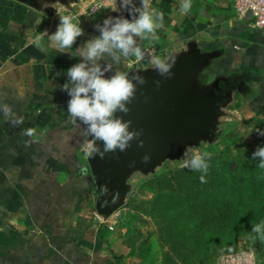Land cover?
<instances>
[{"label": "crops", "instance_id": "crops-1", "mask_svg": "<svg viewBox=\"0 0 264 264\" xmlns=\"http://www.w3.org/2000/svg\"><path fill=\"white\" fill-rule=\"evenodd\" d=\"M93 3L101 5L99 13L78 20L84 35L74 49L98 36L96 26L105 19L132 18L120 0H86L73 7ZM134 3L140 6V0ZM151 4L163 12V27L158 39L141 40L140 47L156 46L157 57L166 61L194 51L207 56L190 90L208 95L216 82L236 83L218 111L238 93L264 118V33L252 27V17L238 18L229 0H193L188 14H181L180 0ZM56 9L68 11L58 0L39 5L0 0V105L11 109L7 117L0 113V264H116V256H123L122 264H140L141 258L125 261L130 249L115 217L105 219L93 209L99 190L87 165L82 167L80 149L90 137L70 118V97L60 87L80 58L32 43L34 33L56 31ZM38 18L43 22L37 26ZM131 58H122L113 70L128 72ZM152 67L148 63L139 71L157 72ZM26 129L34 134H24Z\"/></svg>", "mask_w": 264, "mask_h": 264}, {"label": "rangeland", "instance_id": "rangeland-1", "mask_svg": "<svg viewBox=\"0 0 264 264\" xmlns=\"http://www.w3.org/2000/svg\"><path fill=\"white\" fill-rule=\"evenodd\" d=\"M82 1L86 0H79L78 3ZM73 6L72 10L67 9L66 15H72L73 11L75 16H72L76 20L94 18L99 13L88 16L80 6ZM214 79L215 76L209 78L204 86L211 84ZM248 104L246 99L236 93L226 106L219 108L218 116L213 117L212 134L209 137L201 136L194 141H187L179 155L165 156L148 172L139 168L130 170L126 179L129 191L125 203L112 215L130 249L125 257L126 262L130 258H141L142 264H218L219 258L232 249L257 246L261 252V264H264V240H253L249 235L252 224L264 220V202L259 196V188L248 186L244 194H235L246 199L247 194L253 192V196H259L260 200H248L244 210L246 218L235 217L230 224L232 227L224 217L225 214H232L233 210L222 206L221 195L228 190L225 191V187L220 184L224 185L222 182L227 180V169L243 172L250 163H259V160L252 159V154L259 146H264V135L257 131L260 116ZM187 147H196L197 151L212 154L205 176L206 183L200 182L201 173L182 166V156ZM81 157L87 163L83 152ZM200 192L208 199L207 203H200ZM99 195L100 191L94 198L95 212ZM188 195H194L198 201L186 212L193 216L200 215L198 218L202 217L203 222H196L190 219L189 214H185L188 205L180 204ZM239 220L241 233L234 230Z\"/></svg>", "mask_w": 264, "mask_h": 264}, {"label": "clouds", "instance_id": "clouds-1", "mask_svg": "<svg viewBox=\"0 0 264 264\" xmlns=\"http://www.w3.org/2000/svg\"><path fill=\"white\" fill-rule=\"evenodd\" d=\"M116 2V0H115ZM121 7L127 9L131 19L123 16L109 17L102 24L97 25L98 36H92L80 47L74 49L77 38L84 35L80 22L72 15L61 14L56 9L59 23L54 33L47 30L33 34L32 43L43 51L49 47L59 54L71 53L79 57L80 61L66 70L67 80L61 85V90L70 97L67 103V113L74 122H79L84 133L90 140L86 141L89 149L88 156L106 153L119 149L126 151L133 140L138 138L136 131H130L131 121H125L116 113L127 114L137 91V86L145 81L139 74L129 75L124 70H113L114 65L122 62V58L134 57L137 62L145 59V52L140 47L141 40L158 39L156 32L163 27L164 14L154 8L151 0H140L137 7L134 0H120ZM193 0H180L181 14L191 12ZM114 11L116 9H113ZM43 22L37 19V26ZM45 38L47 42L45 43ZM155 71L167 77L175 60H163L153 56L149 61ZM111 73V75H106ZM0 113L9 116L11 109L7 105H0ZM260 135L264 131L257 130ZM24 134L32 136L33 129L24 130ZM103 142V151L97 145ZM142 145V142L140 143ZM196 147H187L182 156V166L190 171L201 173V183H206L205 176L209 170L210 152H200ZM145 155L143 160L147 162ZM253 160H259L258 168L264 169V146H259L252 154ZM250 237L264 240V220L252 224Z\"/></svg>", "mask_w": 264, "mask_h": 264}, {"label": "water", "instance_id": "water-1", "mask_svg": "<svg viewBox=\"0 0 264 264\" xmlns=\"http://www.w3.org/2000/svg\"><path fill=\"white\" fill-rule=\"evenodd\" d=\"M58 1L72 10L79 0ZM207 60V56L194 51L176 58L167 77L157 72H129L130 76L139 74L145 82L137 86L135 97L128 104L130 111L116 115L131 121L130 131H136L138 138L126 151L117 149L103 157L94 154L87 160L86 170L100 191L95 204L99 215L108 219L124 205L129 191L126 179L131 169L148 172L165 156L179 155L187 141L212 134L213 117L218 114L217 105L224 102L225 95L187 98L191 83ZM96 143L103 151V142ZM145 155L149 157L147 162L143 160Z\"/></svg>", "mask_w": 264, "mask_h": 264}, {"label": "trees", "instance_id": "trees-1", "mask_svg": "<svg viewBox=\"0 0 264 264\" xmlns=\"http://www.w3.org/2000/svg\"><path fill=\"white\" fill-rule=\"evenodd\" d=\"M257 129L264 131V118L263 117L258 118ZM90 139L91 138H89L87 140H90ZM87 140H85L83 142V144L81 145V148L86 143ZM82 161H83L82 167H85L87 165V163L83 159H82ZM258 164L259 163H255V162L250 163L249 166L245 167L246 169H243L244 170L243 172L241 170H234V169L229 168V167H228L229 169H227V173H228V175H226L227 180L222 182V183H224V185L220 184V186L221 185L224 186L225 191L228 190L227 192H225L224 194L221 195L223 198V205L222 206L226 209L232 208V210H233L232 214H230V213L225 214V217H224L226 222L230 221V223H228L229 226H231L230 224L232 221H234L235 217H236V219H238V218L245 219L246 218L245 217L246 213L244 212V210L246 208V204L248 203V200L250 202L254 198L253 200L259 201L260 200L259 196H260L262 198V202H264V199H263V197H264V169L258 168ZM246 172L248 173V176L246 175ZM89 176H91V175H89ZM248 186H256L257 188H259V190H260L259 194L260 195L258 196V198H255L253 196L254 195L253 192L252 193L249 192V194H247L246 199H242V198H240V196H235V194H237L239 192H242V194H244V192ZM231 197H232V199H231ZM200 198L199 199H200L201 204L208 202V199L206 200L204 198V193H202V192H200ZM172 199H174V198H172ZM162 200H163V197H162ZM163 201H161V202L164 203ZM196 201H198V198L194 197V195H190V196L188 195L182 200V202H181L182 204H180L181 206H187L188 205V208H186L184 210L185 214H187V215L189 214V212H186L187 209L191 210L193 204ZM229 204L231 207L229 206ZM167 209H169V207ZM199 216L200 215L193 216L191 214L190 219H194L196 222H203L204 219L202 217L198 218ZM232 229H234V228H232ZM234 230L238 231V233H241L242 225L240 224V220H239V225H237ZM244 247L258 248L257 246H244ZM237 249L238 248L232 249V251H229L228 253L233 252ZM122 259H123V256H116L114 258V260H115L114 263L122 264ZM142 263H143V261L140 264H142Z\"/></svg>", "mask_w": 264, "mask_h": 264}, {"label": "built area", "instance_id": "built-area-1", "mask_svg": "<svg viewBox=\"0 0 264 264\" xmlns=\"http://www.w3.org/2000/svg\"><path fill=\"white\" fill-rule=\"evenodd\" d=\"M233 5L238 18H244L250 15L253 19L252 27L264 33V0H229ZM101 5L93 3L89 6H80L84 14L88 16L95 15ZM145 52V59L137 62L132 57L127 63L129 71L140 70L150 63V58L157 56L160 53L159 48L156 46H147L142 48ZM81 152L88 159L89 149L86 143L82 146ZM261 252L258 248H247L244 246L239 247L237 250L223 254L218 261V264H261Z\"/></svg>", "mask_w": 264, "mask_h": 264}, {"label": "flooded vegetation", "instance_id": "flooded-vegetation-1", "mask_svg": "<svg viewBox=\"0 0 264 264\" xmlns=\"http://www.w3.org/2000/svg\"><path fill=\"white\" fill-rule=\"evenodd\" d=\"M28 1L39 5V4H41V2L48 1V0H28ZM235 86H236V83H226L224 86V84H220L219 82H216L215 84H213V88L207 94L212 95L214 97H218L219 95L220 96H222V95L228 96V94H230V92L232 91L233 88H235ZM196 92H197L196 89H194V87H193V89L189 91L187 98L197 97ZM219 105L220 104H218L217 106H219Z\"/></svg>", "mask_w": 264, "mask_h": 264}]
</instances>
